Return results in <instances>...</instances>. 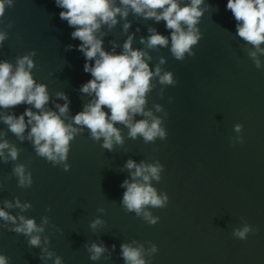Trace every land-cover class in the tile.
<instances>
[{
    "label": "water",
    "instance_id": "obj_1",
    "mask_svg": "<svg viewBox=\"0 0 264 264\" xmlns=\"http://www.w3.org/2000/svg\"><path fill=\"white\" fill-rule=\"evenodd\" d=\"M205 5L209 7L197 25L203 35L193 48L196 55L186 54L183 61L173 57L170 45L147 49L140 43L141 37L150 35V26L170 38L165 21L146 20L130 11L127 33L119 17L111 31L103 28L108 33L103 37L105 50L111 51L109 42L115 41L119 45L116 52H121L127 36L134 33L133 48L148 51L153 68L163 57L162 71L173 72L176 85L162 86L157 78L148 95L147 107L164 120L166 139L145 144L142 137H128V129L118 124L124 144L108 151L102 139L93 140L85 128L70 142L66 161L70 169L65 171L63 165L38 156L31 141L17 139L0 122V140L7 139L20 150L16 161L0 159V207L4 200L19 197L21 203L30 202L31 209L6 211L35 218L37 224L42 216L49 217L41 247H29L23 234L0 227V253L9 257V264H54L55 256L40 258L42 248L61 256L63 264H125L120 245L133 240L146 249L157 245L151 264H264V67L257 69L248 57L244 42L236 35V21L226 8L227 0H204L201 7ZM62 10L55 0H13L0 18V30L8 34L0 47V60L15 64L18 56L35 50L32 73L48 87L46 108L58 111L55 105L65 101L56 94L66 93L71 103L64 119L69 123L91 99L80 87L92 77L84 71L86 59L78 50L81 41L71 37L75 29L59 16ZM68 45L74 47L68 50ZM156 104L167 111L166 118L163 111L156 112ZM28 107L21 104L6 114L19 116ZM237 123L243 125L240 134L234 131ZM28 130L30 126L25 137ZM237 135L244 142L233 145L230 138L234 141ZM129 158L137 163L159 160L164 165L162 179L151 183L158 192L168 194L169 202L165 208L149 209L160 218L154 225L126 212L121 204L126 191L121 183L130 179L124 168ZM18 163L28 165L32 173L29 188L19 187L12 175ZM49 206L51 211H46ZM101 207L106 211H97ZM97 217L106 223L93 231L90 223ZM244 221L257 231L241 240L232 233ZM45 236L50 241L47 245ZM92 242L108 248L100 260L89 258L85 245Z\"/></svg>",
    "mask_w": 264,
    "mask_h": 264
},
{
    "label": "clouds",
    "instance_id": "obj_2",
    "mask_svg": "<svg viewBox=\"0 0 264 264\" xmlns=\"http://www.w3.org/2000/svg\"><path fill=\"white\" fill-rule=\"evenodd\" d=\"M58 7L63 9L59 16L66 20L68 25L75 30L71 37L79 39L81 43L78 50L85 56L84 71L91 74V79L80 87V92L91 97L84 104L82 111L66 123V117L70 111L71 103L68 95L57 92V97L65 103L56 104L52 110L46 108L50 101L48 87L39 83L33 76L32 69L36 66L33 57L36 51L32 50L16 58L15 64L9 60H0V122L7 125L17 139L23 141L27 138L32 142L36 154L45 158L53 165H63L68 171L70 165L66 163L70 150V142L85 128L90 137L95 141H101L102 147L113 151L116 145L123 146L124 137L121 128L128 129V137L135 140L143 138V142L155 143L157 138H167V130L164 120L153 114L147 107L148 95L156 87V81L162 86L176 85L178 81L171 71H162L161 65L165 63L163 57L154 68L150 65L152 60L148 51L133 48L135 34H129L122 45V51L116 52L119 47L115 41H110L112 50H105L103 37L108 33L103 30L107 26L111 31L123 19V31L128 32L131 21L127 19L129 12L143 19H154L157 23L165 21V27L170 30L169 36L161 34L155 27H149L150 35L140 38V43L147 49L168 48L176 60L183 61L187 56H195L194 46L202 38V33L197 25L208 5L201 7L204 0H190L184 3L182 0H55ZM13 6V0H0V18L5 14L6 7ZM226 8L231 11L236 21V35L244 42L248 57L255 67H264V0H227ZM11 22L8 27H11ZM139 31V28L136 29ZM7 32L0 30V47L7 38ZM250 45V47H247ZM74 46L68 45L71 50ZM94 61V64L91 63ZM159 95L163 98V88ZM173 98L169 97V102ZM21 104L31 107L25 109L19 116L6 114L8 109ZM156 112H164V118L168 113L160 104L154 105ZM33 108L36 111H33ZM105 108L108 111H105ZM141 116L143 119L136 120ZM27 117V119H25ZM27 137H25L26 129ZM243 125H234L237 134L242 132ZM231 143H243L244 137L237 135ZM7 150V155H5ZM19 149L7 139L0 140V159L4 163L9 160L16 161L19 157ZM124 168L130 173V179H124L121 187L126 189L123 193L121 204L126 212H134L149 224H156L158 216H154L150 208H165L169 202L166 192H158L151 183L159 182L164 165L159 160L148 163H137L129 158ZM24 163L15 164L12 175L17 177L18 186L29 188L33 183L32 173ZM30 202L21 203L19 197L14 201L4 200L0 207V227L7 228L11 232L23 234L27 237L29 247H41V234L45 226L49 224V217L42 216L41 223L37 224L35 218H26L22 214L13 215L6 209L17 208L21 213L31 209ZM46 211H51L49 206ZM97 211L105 212L104 208ZM243 220V217L241 218ZM106 221L97 217L92 220L90 227L93 231ZM11 225V226H9ZM246 221L242 227L233 230V236L246 240L249 233H255ZM49 238L44 237V243L49 244ZM135 245V246H134ZM89 252V258L93 261L100 260L108 248L103 243L92 242L85 245ZM116 245H112L114 251ZM121 256L125 264H151L150 258L158 251L156 244L145 248L143 243L133 240L131 243L120 245ZM41 259H51L55 256L54 264H63L61 256H56L54 251L41 249ZM111 253L105 259H109ZM0 264H9V257L0 253Z\"/></svg>",
    "mask_w": 264,
    "mask_h": 264
}]
</instances>
